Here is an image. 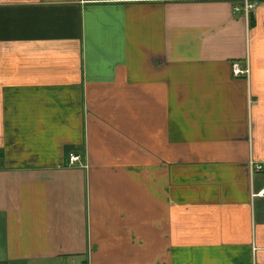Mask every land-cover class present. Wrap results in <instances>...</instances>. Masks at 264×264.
<instances>
[{"label": "crops", "instance_id": "obj_1", "mask_svg": "<svg viewBox=\"0 0 264 264\" xmlns=\"http://www.w3.org/2000/svg\"><path fill=\"white\" fill-rule=\"evenodd\" d=\"M254 1L0 0V264H264Z\"/></svg>", "mask_w": 264, "mask_h": 264}, {"label": "built area", "instance_id": "obj_2", "mask_svg": "<svg viewBox=\"0 0 264 264\" xmlns=\"http://www.w3.org/2000/svg\"><path fill=\"white\" fill-rule=\"evenodd\" d=\"M255 5H256V1H254V0H245L243 7H241L239 5H236L234 7L237 10H240L241 8H243V10L248 14L249 11L253 7H255ZM233 67H234V72L236 74H242V73L246 72L245 70L241 69L237 63H234V66ZM68 158H69V162L70 163H75L76 161H78L79 159H81V156H80L79 153H75V152L71 151L69 153V157ZM256 168L259 169V170L263 169V164L262 163L256 164ZM257 193H262L263 194L264 193V187L259 192H257ZM70 264H79V263L72 262Z\"/></svg>", "mask_w": 264, "mask_h": 264}]
</instances>
